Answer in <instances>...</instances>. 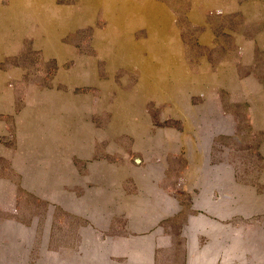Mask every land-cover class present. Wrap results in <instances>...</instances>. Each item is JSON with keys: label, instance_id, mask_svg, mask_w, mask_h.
Returning a JSON list of instances; mask_svg holds the SVG:
<instances>
[{"label": "rangeland", "instance_id": "374dc122", "mask_svg": "<svg viewBox=\"0 0 264 264\" xmlns=\"http://www.w3.org/2000/svg\"><path fill=\"white\" fill-rule=\"evenodd\" d=\"M154 1L0 0V264H264L263 24Z\"/></svg>", "mask_w": 264, "mask_h": 264}, {"label": "crops", "instance_id": "0c3cea01", "mask_svg": "<svg viewBox=\"0 0 264 264\" xmlns=\"http://www.w3.org/2000/svg\"><path fill=\"white\" fill-rule=\"evenodd\" d=\"M85 2L91 6L105 3L107 9L108 8L109 9L110 8L115 9L116 7H114V5H116L117 0H101L100 2L85 0ZM129 6H130V8H129ZM150 7L153 9L154 13H152V14H154V17H152L153 15L151 16L149 13V12H151L150 10H148V9H150ZM216 7H217L218 11H221L224 14L225 13L235 14V15H237V17H239L240 15L242 17H244L246 15V13L248 14V12L250 11L251 15L253 16L251 21L253 23H257V24H263V26L261 25V28L259 29V33H257V35H255L254 40H257V41L262 40V39L264 40V0H216ZM121 8H122L121 9L122 16L116 17L114 20L115 23H118V24L123 23V21L125 19V18H123V16H125V14L128 13V14H130L129 16L135 17L136 22L138 24L146 25L149 28V31L152 33L151 36L153 38H155L157 41H160V39L163 38L164 34L167 32L168 25L163 26V28H162L163 30H160L161 32L154 26V23L156 21V20H154V18L156 17V15L158 13L164 15V17L168 20V24L170 22L169 15L165 11V7L162 4L156 3L154 0H153V2H149V0H145L143 3H141L140 0H122ZM252 9L254 10V12ZM5 11H6V9H5ZM10 11H11V8H9V10H8L9 14H7L5 12L3 14V17H2V20H3L2 25L5 24L7 27L10 25V23L12 21V19H11L12 13ZM115 12L116 13L120 12L119 8L115 9ZM156 12H158V13H156ZM0 14L2 15V13H0ZM105 14H106V12L103 13L104 16H105ZM8 15H9V17H8ZM4 16L7 17V20ZM0 18H1V16H0ZM6 21H7V24H6ZM7 30H8V32H7ZM11 30H12L11 26H9L7 29L4 30V32H3L4 34L1 32L2 29H1L0 33L3 35V38H5V36L9 35V33H10L9 39H12V36H11L12 31ZM6 33H8V34H6ZM124 36H127V34ZM0 39H1V36H0ZM248 39L250 40V38H248ZM3 42H4L3 39L0 40V55L3 54V56L5 57L6 51L4 50V48L6 45ZM165 42L166 41H164V43ZM133 44H131V42H130L127 45L128 48H126V50H125V48H122V51L123 52L126 51L127 54L131 55L132 49L136 53H137V51L142 50V49H140L141 46L133 45ZM170 44H173V43L168 42V43H165L164 46H160V47L158 46L159 48H162L161 50H163V52H162L159 49V51H160L159 53L161 54L160 60L151 61L149 59V60H146L144 62L145 65L142 68H144V70L145 69L147 70V74H145V76L148 77V70H149L150 64L160 62V65H161L163 62L170 63V64L175 63V62H179V57L177 55H172V54L166 53V51L169 49ZM119 51H120V48H119ZM170 69H171V67H170Z\"/></svg>", "mask_w": 264, "mask_h": 264}, {"label": "bare ground", "instance_id": "6f19581e", "mask_svg": "<svg viewBox=\"0 0 264 264\" xmlns=\"http://www.w3.org/2000/svg\"><path fill=\"white\" fill-rule=\"evenodd\" d=\"M90 1H94V2H95V1H98V2H100L101 0H90ZM148 10L151 11V12H149L150 15H151V16L153 15L152 17H154V14H152V13H154V12H153V9L150 7V9H148ZM163 25H164V24L159 25L157 29H158V30H160V29L163 30V29H162ZM160 32H161V31H160ZM127 33H128V31H127ZM116 34H117V33H116ZM120 38H121V37H120ZM151 39H152V38H151ZM127 41H128V40H127ZM132 58H133V57H132ZM158 68H159V67H158ZM161 69H162V68H161ZM166 70H167V69H166ZM158 71H159V70H158ZM164 74H165V73H164ZM167 74H168V73H167ZM218 74H219V73H218ZM168 77H169V76H168ZM214 82H215V81H214ZM168 83H169V82H168ZM162 89H163V88H162ZM180 93H181V92H180ZM171 94H172V93H171ZM102 101H103V100H102ZM39 102H40V101H39ZM149 139H150V138H149Z\"/></svg>", "mask_w": 264, "mask_h": 264}, {"label": "water", "instance_id": "95a60500", "mask_svg": "<svg viewBox=\"0 0 264 264\" xmlns=\"http://www.w3.org/2000/svg\"><path fill=\"white\" fill-rule=\"evenodd\" d=\"M133 162L136 164V165H139L141 163V159L139 157H134L133 158Z\"/></svg>", "mask_w": 264, "mask_h": 264}]
</instances>
